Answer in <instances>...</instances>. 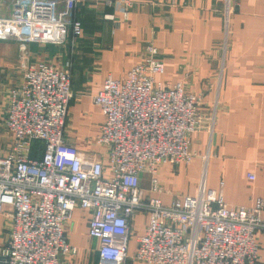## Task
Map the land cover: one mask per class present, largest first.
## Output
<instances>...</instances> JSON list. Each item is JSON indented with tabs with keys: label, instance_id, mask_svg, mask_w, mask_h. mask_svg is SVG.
I'll return each mask as SVG.
<instances>
[{
	"label": "built area",
	"instance_id": "1",
	"mask_svg": "<svg viewBox=\"0 0 264 264\" xmlns=\"http://www.w3.org/2000/svg\"><path fill=\"white\" fill-rule=\"evenodd\" d=\"M75 1L0 0V6L12 22L55 25L58 32L46 35L62 40L81 33ZM231 11L224 0V27ZM121 15L126 18L127 10ZM156 53L154 44L145 43L122 78L104 77L92 95L102 116L94 141L104 157L90 159L62 137L71 96L68 69L19 62L21 82L9 89L0 119L10 139L0 154V214L6 219L0 264H71L77 248L67 241L64 222L75 206L89 211L86 233L97 241V264H258L262 198L227 205L202 173L193 193L160 197L157 165L188 163L190 135L211 130L214 110L204 112L180 81L156 79L163 71ZM142 171L149 173L146 188L139 184ZM135 213L146 221L131 239Z\"/></svg>",
	"mask_w": 264,
	"mask_h": 264
},
{
	"label": "crops",
	"instance_id": "2",
	"mask_svg": "<svg viewBox=\"0 0 264 264\" xmlns=\"http://www.w3.org/2000/svg\"><path fill=\"white\" fill-rule=\"evenodd\" d=\"M230 3L224 27V0H76L81 34L75 42L65 41L52 56L44 50L31 56V61H45L70 73L63 140L85 158L101 154L103 148L94 137L102 116L92 95L104 77L122 78L139 60L143 45L151 42L163 64L162 73L154 77L180 81L198 96L204 112L214 110L211 130L201 127L190 135L188 163L176 169L171 163L157 165L156 176L164 189L161 199L193 193L202 173L205 185L218 190L227 205H248L255 197L264 201V0ZM17 69L0 55V115L9 89L21 82ZM9 140L0 139V154ZM249 172L252 179L246 177ZM148 175L139 173L142 188L147 187ZM88 218V210L75 206L64 222L66 239L77 248L71 264L98 262L97 241L86 233ZM145 221L144 214H134L131 237L143 231ZM0 223L6 226L1 214ZM257 240L258 264H264V236L258 233ZM132 248L131 241L128 253Z\"/></svg>",
	"mask_w": 264,
	"mask_h": 264
},
{
	"label": "rangeland",
	"instance_id": "3",
	"mask_svg": "<svg viewBox=\"0 0 264 264\" xmlns=\"http://www.w3.org/2000/svg\"><path fill=\"white\" fill-rule=\"evenodd\" d=\"M55 30L56 26L51 24L38 25L32 23L12 22L9 20L7 12L2 10V8L0 7V55L5 54L7 60L12 64V66H16L18 68L19 62L21 60L31 61V56H34L35 52L44 50L50 53V55L52 56L53 52H55L56 49L60 48L61 45H63L64 43L66 44L67 42L69 43V45L74 43L76 37L81 34L80 33L79 35L72 37L70 33H67L65 38H63L62 40H58L55 38L49 39L46 33L50 32L56 34L58 31L55 32ZM2 115H0V119L2 118ZM3 136H6V133H4V131L0 128V139H2ZM36 142L40 144L39 140H37ZM183 165L184 164H181L179 166H172L174 169H176ZM186 185L188 186V181H185V186ZM187 189L184 188V190ZM5 237L6 228L1 227L0 223V244L4 242ZM129 243H131V241H129Z\"/></svg>",
	"mask_w": 264,
	"mask_h": 264
},
{
	"label": "trees",
	"instance_id": "4",
	"mask_svg": "<svg viewBox=\"0 0 264 264\" xmlns=\"http://www.w3.org/2000/svg\"><path fill=\"white\" fill-rule=\"evenodd\" d=\"M36 144H38V143H37V142H34V143H33V146H36Z\"/></svg>",
	"mask_w": 264,
	"mask_h": 264
}]
</instances>
